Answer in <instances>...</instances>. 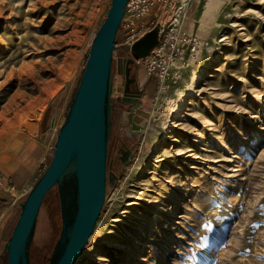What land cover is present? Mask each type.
I'll return each instance as SVG.
<instances>
[{
	"label": "rangeland",
	"instance_id": "374dc122",
	"mask_svg": "<svg viewBox=\"0 0 264 264\" xmlns=\"http://www.w3.org/2000/svg\"><path fill=\"white\" fill-rule=\"evenodd\" d=\"M109 6L0 0V160L34 145L45 151L0 223V264H7L4 245L19 204L49 162L48 146ZM185 16L198 48L164 91L130 48H113L104 198L74 264H264V0H192ZM163 17L161 4L142 19ZM124 32L120 23L115 40ZM213 63L218 69L195 84L193 73ZM120 79L124 93L116 89ZM180 103L181 116L170 118ZM172 134L177 142L156 152ZM60 227L53 186L38 210L29 264H48ZM97 251L104 252L100 263Z\"/></svg>",
	"mask_w": 264,
	"mask_h": 264
},
{
	"label": "water",
	"instance_id": "95a60500",
	"mask_svg": "<svg viewBox=\"0 0 264 264\" xmlns=\"http://www.w3.org/2000/svg\"><path fill=\"white\" fill-rule=\"evenodd\" d=\"M127 1L110 0L91 41L49 162L19 204L18 216L4 245L7 264H29L28 247L38 210L53 186L59 196L61 227L48 264H74L88 240L104 198L111 60ZM157 42V28H153L131 45L130 52L135 58L142 57ZM121 79L116 89L124 93ZM122 100L135 102L137 96L123 95Z\"/></svg>",
	"mask_w": 264,
	"mask_h": 264
},
{
	"label": "built area",
	"instance_id": "2783aa9c",
	"mask_svg": "<svg viewBox=\"0 0 264 264\" xmlns=\"http://www.w3.org/2000/svg\"><path fill=\"white\" fill-rule=\"evenodd\" d=\"M190 0H128L124 6L121 24L124 23L125 32L121 41H114L116 45H125L127 50L131 45L153 28H157L158 43L153 46L149 54L142 57H133L132 60L142 67L146 74L151 75L160 91H164L166 81L172 75H178L186 61L194 56L199 40L189 32L186 26V10ZM166 5V17L142 19L150 10L160 5ZM168 5V6H167ZM167 7H169L167 9ZM176 10L174 15L167 14L168 10ZM128 13L125 18V13ZM173 12V11H172ZM139 25V28L135 26ZM171 67H175L172 71ZM53 144L48 148L52 151ZM1 183V176H0ZM15 199L13 200L14 203Z\"/></svg>",
	"mask_w": 264,
	"mask_h": 264
},
{
	"label": "crops",
	"instance_id": "0c3cea01",
	"mask_svg": "<svg viewBox=\"0 0 264 264\" xmlns=\"http://www.w3.org/2000/svg\"><path fill=\"white\" fill-rule=\"evenodd\" d=\"M191 2L192 0L190 4ZM37 147L34 145L18 158L10 152L0 160V223L6 213V209L15 199L13 191L18 190L20 186L24 187L33 169L44 158L45 151Z\"/></svg>",
	"mask_w": 264,
	"mask_h": 264
},
{
	"label": "bare ground",
	"instance_id": "6f19581e",
	"mask_svg": "<svg viewBox=\"0 0 264 264\" xmlns=\"http://www.w3.org/2000/svg\"><path fill=\"white\" fill-rule=\"evenodd\" d=\"M16 35H17V33H16ZM218 63H213V64H211L210 66H208V67H206V68H204V69H200L199 71H197V72H195V73H193L194 75H193V77H192V81L195 83V84H197L199 81H201L205 76H207V75H210V72L211 71H213V70H217L218 69ZM191 93H190V95H187V96H192V93L194 92V89H190L189 90ZM183 101L185 102V103H190V98L189 97H185L184 99H183ZM183 103V102H182ZM184 109H185V106L184 105H182L181 103H180V105L179 106H177V107H170V118H178L179 116H181V114H182V112L184 111ZM169 122H170V124H172L173 123V121H172V119H170L169 120ZM251 134H255V133H251ZM177 136L175 135V134H172V135H170L169 136V141L166 143V144H158V145H156V147H155V151L156 152H161L165 147H167V146H169L171 143H175V142H177ZM167 141V140H166ZM169 212H171V211H169ZM169 212H167V213H169ZM168 215V214H167ZM156 219V217L155 216H153V217H150V218H148V220L146 221V224H145V229H150V227H152L153 225H154V222L156 221L155 220ZM169 227H170V224H165L164 225V231H167V230H169ZM93 230V229H92ZM92 232V231H91ZM91 234V233H90ZM90 236V235H89ZM91 237H92V234H91ZM89 238V237H88ZM88 241V240H87ZM83 249V248H82ZM80 256V255H79ZM78 256V257H79ZM164 254L162 253V255H161V258L163 259L164 257ZM104 259V252H102V251H97L96 252V262L97 263H100L102 260ZM77 260V259H76ZM79 260V259H78ZM162 264V263H161Z\"/></svg>",
	"mask_w": 264,
	"mask_h": 264
}]
</instances>
